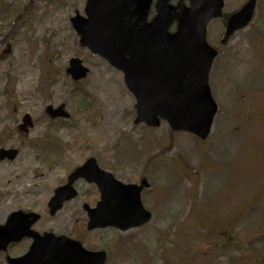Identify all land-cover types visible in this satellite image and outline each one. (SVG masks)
<instances>
[{
    "label": "rangeland",
    "instance_id": "obj_1",
    "mask_svg": "<svg viewBox=\"0 0 264 264\" xmlns=\"http://www.w3.org/2000/svg\"><path fill=\"white\" fill-rule=\"evenodd\" d=\"M85 1L0 0V148L17 152L0 160V225L20 209L39 215L32 225L39 234L77 238L87 222L83 205L99 199L95 184L75 181L76 197L54 215L47 202L94 157L120 182H149L141 193L147 223L79 239L103 250L105 264H264V0L224 44L222 20L207 25V42L218 50L208 78L218 110L205 140L171 132L165 122H133L135 99L123 74L82 47L71 26ZM244 1L224 0L223 11ZM73 57L88 69L78 81L66 73ZM60 105L68 118L45 111ZM24 114L32 121L26 132L19 129ZM30 243L8 244L0 264Z\"/></svg>",
    "mask_w": 264,
    "mask_h": 264
},
{
    "label": "water",
    "instance_id": "obj_2",
    "mask_svg": "<svg viewBox=\"0 0 264 264\" xmlns=\"http://www.w3.org/2000/svg\"><path fill=\"white\" fill-rule=\"evenodd\" d=\"M152 0H86L85 16L70 18L81 46L100 55L123 73L126 87L135 97L134 123L157 127L165 121L173 131H185L204 140L210 133L217 105L211 96L208 75L217 50L206 42V25L222 14L223 0H156L155 14L148 20ZM256 0H247L226 20L225 43L231 34L251 20ZM175 23L173 31L170 27ZM88 69L78 58H70L66 72L73 80L85 77ZM52 117H68L63 106L46 108ZM32 122L25 115L19 128L27 131ZM15 149L0 148V159H12ZM83 178L100 193L94 207L84 204L87 230L114 227L121 231L140 226L151 217L140 195L148 182L122 183L98 167L94 157L74 168L65 184L55 188L48 200L54 215L65 201L77 195L73 183ZM39 219L34 212L14 211L0 225V250L24 237L32 239L19 257L8 264H104L103 250L86 249L77 239L38 232L31 226Z\"/></svg>",
    "mask_w": 264,
    "mask_h": 264
},
{
    "label": "trees",
    "instance_id": "obj_3",
    "mask_svg": "<svg viewBox=\"0 0 264 264\" xmlns=\"http://www.w3.org/2000/svg\"><path fill=\"white\" fill-rule=\"evenodd\" d=\"M172 132V131H171ZM149 160V157L147 158ZM88 234V231L85 229V231H82L80 235L77 236L78 239H82L84 236Z\"/></svg>",
    "mask_w": 264,
    "mask_h": 264
},
{
    "label": "bare ground",
    "instance_id": "obj_4",
    "mask_svg": "<svg viewBox=\"0 0 264 264\" xmlns=\"http://www.w3.org/2000/svg\"><path fill=\"white\" fill-rule=\"evenodd\" d=\"M23 179H24V177H23ZM23 179H22V181H23ZM14 185H16V184H15V182H14ZM3 215H4V214H3ZM3 215H2V216H0V218H1V219H2Z\"/></svg>",
    "mask_w": 264,
    "mask_h": 264
},
{
    "label": "flooded vegetation",
    "instance_id": "obj_5",
    "mask_svg": "<svg viewBox=\"0 0 264 264\" xmlns=\"http://www.w3.org/2000/svg\"><path fill=\"white\" fill-rule=\"evenodd\" d=\"M153 1V0H152ZM153 10H152V8H151V12H152ZM224 24H225V22L223 21V26H224Z\"/></svg>",
    "mask_w": 264,
    "mask_h": 264
}]
</instances>
